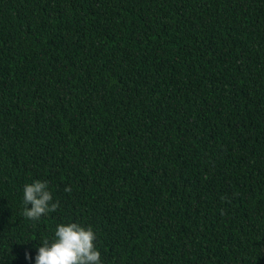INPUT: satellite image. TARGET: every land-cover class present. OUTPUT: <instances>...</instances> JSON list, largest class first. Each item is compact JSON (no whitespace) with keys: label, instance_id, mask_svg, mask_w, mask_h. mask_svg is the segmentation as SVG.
Instances as JSON below:
<instances>
[{"label":"trees","instance_id":"1","mask_svg":"<svg viewBox=\"0 0 264 264\" xmlns=\"http://www.w3.org/2000/svg\"><path fill=\"white\" fill-rule=\"evenodd\" d=\"M69 221L103 264H264V0H0V264Z\"/></svg>","mask_w":264,"mask_h":264},{"label":"clouds","instance_id":"2","mask_svg":"<svg viewBox=\"0 0 264 264\" xmlns=\"http://www.w3.org/2000/svg\"><path fill=\"white\" fill-rule=\"evenodd\" d=\"M21 202L23 216L31 221L59 207V202L53 200L49 182L40 179L24 184ZM26 258L32 257L26 253ZM34 264H103L94 229L74 221L58 223L52 236L44 238L36 248Z\"/></svg>","mask_w":264,"mask_h":264}]
</instances>
